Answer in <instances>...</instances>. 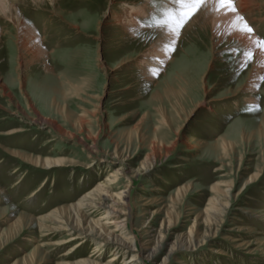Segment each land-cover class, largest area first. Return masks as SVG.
<instances>
[{
    "label": "rangeland",
    "instance_id": "374dc122",
    "mask_svg": "<svg viewBox=\"0 0 264 264\" xmlns=\"http://www.w3.org/2000/svg\"><path fill=\"white\" fill-rule=\"evenodd\" d=\"M237 1L246 33L264 49V5ZM14 4V19L0 13V264H28L33 253L29 264L59 262L77 240L51 246L67 234L56 238L33 224L11 238L10 224L21 213L72 204L97 185L107 207L130 214L125 233L136 248H158L149 264H264V61L221 30L217 11L233 4ZM18 17L33 29L26 48L16 37ZM26 155L63 163L43 168ZM214 199L227 205L208 220ZM105 209L82 213L98 219ZM149 225L157 232L143 243ZM94 241L76 256L90 257ZM105 246L101 262L114 253Z\"/></svg>",
    "mask_w": 264,
    "mask_h": 264
},
{
    "label": "bare ground",
    "instance_id": "6f19581e",
    "mask_svg": "<svg viewBox=\"0 0 264 264\" xmlns=\"http://www.w3.org/2000/svg\"><path fill=\"white\" fill-rule=\"evenodd\" d=\"M16 0H0V13L4 12L9 15L12 19L13 18V5H15ZM248 3H255V4H263V0H238L235 5L241 7ZM219 0H206L203 3V6L206 10H215L219 5H222ZM233 6L225 5L223 8H220V11H217L218 19L221 21V30L224 33L229 31L230 34L237 37L239 41L246 45L247 48L252 49V53L259 62L264 61V49L263 47H258L253 43V39L255 37L246 33V29L244 24L239 20V13L237 11L233 12ZM235 7V6H234ZM244 7V6H243ZM236 9V8H235ZM126 16L130 14L136 13V9H130L125 11ZM216 13V12H215ZM144 14V13H143ZM135 15V14H134ZM138 15V14H136ZM142 15V14H141ZM132 18V17H131ZM134 23V21L132 20ZM135 25V24H133ZM33 30L24 19L18 17L17 19V31L16 37L19 43L22 45L23 48H26L30 45V37L29 32ZM33 33V32H31ZM36 39V38H35ZM40 40V38H39ZM39 42V41H37ZM38 44V43H37ZM251 52V51H250ZM210 100V99H209ZM184 144H188L185 142ZM14 155L19 157H24L21 152L19 151H12ZM26 158L31 161L36 166H41L43 168H51L56 166H61L63 161L60 158L56 159H49L45 158L40 160L39 158L31 159L32 157L26 155ZM102 161V160H101ZM114 176V175H113ZM259 178V173H255L247 178L243 182V186L241 189L246 188L249 184L257 181ZM108 180V179H107ZM99 187L92 189L89 192L83 194L78 201L72 202V204L59 206L50 210L49 212L40 216H32L27 215L24 213L19 214V216L10 224L9 232L10 237L13 238L16 234H18L24 225H35L40 232L53 234L54 237L60 236L63 232L67 234L63 239H55L50 242L51 246H62L68 243L73 242L65 252L61 255L59 262L56 264H115L116 260L122 257V264H136L137 261L142 262V264H149L147 262L148 259L154 257L158 248L155 247H140L136 248L135 243L131 241L129 238L126 237L128 233H125V229H127L128 224V214H124L121 216L120 212L116 210L113 206L107 207V196L101 194L102 188L100 185ZM227 188L224 189V197L228 198L230 195L231 188L233 187L231 184L226 186ZM215 190H219L217 184L213 187ZM217 203V206H210L206 208L207 219H215L217 215L223 212V208L227 205V203L221 202L220 200L214 199ZM117 204V203H115ZM91 206L96 210L106 207L102 212L101 217L98 219H87V217L83 216L82 208ZM220 207V208H219ZM112 226L115 229H110ZM117 233H115V231ZM128 232V231H127ZM155 229L152 225H149L147 229H145L142 233V240L144 242L150 241L156 235ZM48 233V234H49ZM155 233V234H154ZM93 238V241L96 239L97 245L94 246V253L90 255V257H77L76 253L78 248H80L86 239ZM146 237V238H144ZM241 237V236H240ZM238 236H232L233 242H242V239ZM32 238V237H31ZM99 239V240H98ZM160 239L163 240V236H160ZM95 242V241H94ZM93 242V243H94ZM104 242V243H103ZM189 242V241H188ZM244 243V242H243ZM48 244V243H47ZM147 244V243H146ZM181 239L177 240L176 245L171 248L170 252H174L176 249L181 247ZM105 245H109L108 247L113 250V255L107 259L105 262H101L100 255L102 252L100 251ZM107 248V247H106ZM110 252V251H109ZM145 252V254H144ZM119 255L118 257L116 255ZM125 255L127 257L123 258ZM31 260H27L29 263L36 262L35 253L32 254L30 257ZM45 258V257H44ZM42 258V259H44ZM45 260V259H44ZM26 261V260H25ZM47 261H39L38 264H46ZM166 262V260H164ZM28 263V264H29Z\"/></svg>",
    "mask_w": 264,
    "mask_h": 264
},
{
    "label": "snow or ice",
    "instance_id": "6c2138e0",
    "mask_svg": "<svg viewBox=\"0 0 264 264\" xmlns=\"http://www.w3.org/2000/svg\"><path fill=\"white\" fill-rule=\"evenodd\" d=\"M206 0H174V3L178 4V5H185V4H194V5H202L203 3H205ZM220 3H229V4H233V7H232V11L235 12L236 9L234 7V3H233V0H219ZM197 11V8H192L191 10V13H195ZM189 18H190V14H189ZM241 20H243V17H240ZM187 22L186 19H182L178 26L179 27H183V25ZM244 27L245 29L251 33L252 32V29L250 27L247 26V23L246 21L244 22ZM172 31H174V29H170Z\"/></svg>",
    "mask_w": 264,
    "mask_h": 264
}]
</instances>
